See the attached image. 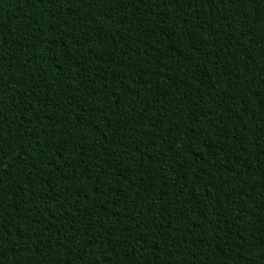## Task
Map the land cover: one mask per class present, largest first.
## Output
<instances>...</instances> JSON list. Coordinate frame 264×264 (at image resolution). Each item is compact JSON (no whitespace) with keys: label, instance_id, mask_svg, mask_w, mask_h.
<instances>
[{"label":"trees","instance_id":"1","mask_svg":"<svg viewBox=\"0 0 264 264\" xmlns=\"http://www.w3.org/2000/svg\"><path fill=\"white\" fill-rule=\"evenodd\" d=\"M0 264H264V0H0Z\"/></svg>","mask_w":264,"mask_h":264}]
</instances>
